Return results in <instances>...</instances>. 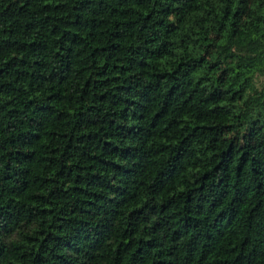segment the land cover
<instances>
[{"label":"trees","instance_id":"trees-1","mask_svg":"<svg viewBox=\"0 0 264 264\" xmlns=\"http://www.w3.org/2000/svg\"><path fill=\"white\" fill-rule=\"evenodd\" d=\"M0 264H264V0H0Z\"/></svg>","mask_w":264,"mask_h":264}]
</instances>
